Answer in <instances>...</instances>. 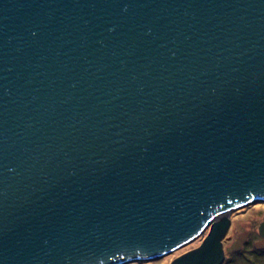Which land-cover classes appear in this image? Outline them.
<instances>
[{"label":"water","instance_id":"1","mask_svg":"<svg viewBox=\"0 0 264 264\" xmlns=\"http://www.w3.org/2000/svg\"><path fill=\"white\" fill-rule=\"evenodd\" d=\"M263 201L264 0H0V264H126L209 227L185 258L219 264Z\"/></svg>","mask_w":264,"mask_h":264},{"label":"rangeland","instance_id":"2","mask_svg":"<svg viewBox=\"0 0 264 264\" xmlns=\"http://www.w3.org/2000/svg\"><path fill=\"white\" fill-rule=\"evenodd\" d=\"M238 211L240 212L232 218V227L224 243L226 253L235 257L238 264H264V252L259 251L261 248L264 249V238L258 235L259 226L264 221V201L240 208ZM196 239L159 261H145L138 264H167L177 253L199 245L201 241H196Z\"/></svg>","mask_w":264,"mask_h":264},{"label":"flooded vegetation","instance_id":"3","mask_svg":"<svg viewBox=\"0 0 264 264\" xmlns=\"http://www.w3.org/2000/svg\"><path fill=\"white\" fill-rule=\"evenodd\" d=\"M250 206V205H249ZM249 206H247V207H249ZM237 212H240V211H235L232 215H231V227H232V221H233V216L237 213ZM262 223H264V221H262L261 222V224ZM261 224H260V226H261ZM260 226H259V229H258V235L261 237V238H264V235H262L261 233H260ZM231 227L229 228V230H228V232H227V234L225 235V237H224V239H223V251H224V257H223V259L220 261V263L219 264H238L237 263V260H236V258L235 257H233V256H229V254H227L226 253V250H225V247H224V243H225V241L228 239V234H229V231H230V229H231ZM209 232H210V227L209 228H207V229H205V231L196 239V241L198 240V241H201L200 243H199V245H197L196 247H193V248H191V249H188V250H186V251H183V252H180V253H177L175 256H173V257H171V259L167 262V264H194V262L192 261V260H187L185 257L191 252V251H194V250H196V249H198V248H200L202 245H203V243L205 242V239H206V237L208 236V234H209ZM189 244V243H188ZM187 244V245H188ZM185 246V245H184ZM184 246H182V247H180V248H177V249H175L174 251H172V252H169V253H167V254H165V255H162V256H160V257H158V258H151V259H138V260H133V261H131V262H134V263H131L130 262V264H138L139 262H145V261H151V262H156V261H159V260H161L162 258H165V257H167V256H170L173 252H175L176 250H178V249H181V248H184ZM259 251H263L264 252V249H259ZM188 258V257H187ZM192 258V257H191ZM194 260H196V259H194ZM153 264H157V263H153ZM195 264H197V262H195Z\"/></svg>","mask_w":264,"mask_h":264}]
</instances>
